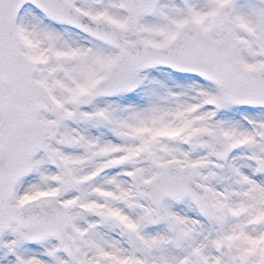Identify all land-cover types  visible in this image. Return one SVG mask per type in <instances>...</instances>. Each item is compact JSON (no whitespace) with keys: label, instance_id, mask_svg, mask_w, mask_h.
Listing matches in <instances>:
<instances>
[{"label":"snow or ice","instance_id":"1","mask_svg":"<svg viewBox=\"0 0 264 264\" xmlns=\"http://www.w3.org/2000/svg\"><path fill=\"white\" fill-rule=\"evenodd\" d=\"M0 264H264V0H0Z\"/></svg>","mask_w":264,"mask_h":264}]
</instances>
